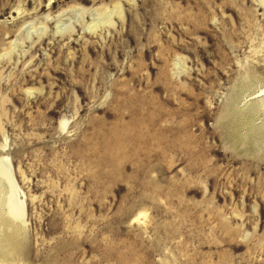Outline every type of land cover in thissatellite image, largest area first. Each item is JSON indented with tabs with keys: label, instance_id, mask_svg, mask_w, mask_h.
<instances>
[{
	"label": "rangeland",
	"instance_id": "obj_1",
	"mask_svg": "<svg viewBox=\"0 0 264 264\" xmlns=\"http://www.w3.org/2000/svg\"><path fill=\"white\" fill-rule=\"evenodd\" d=\"M261 90L264 0H0V264H264Z\"/></svg>",
	"mask_w": 264,
	"mask_h": 264
},
{
	"label": "bare ground",
	"instance_id": "obj_2",
	"mask_svg": "<svg viewBox=\"0 0 264 264\" xmlns=\"http://www.w3.org/2000/svg\"><path fill=\"white\" fill-rule=\"evenodd\" d=\"M259 95H264V90H261ZM261 100V99H260ZM0 172H1V168H0ZM16 186V185H15ZM11 202V201H10ZM17 211V210H16ZM15 212V211H14Z\"/></svg>",
	"mask_w": 264,
	"mask_h": 264
}]
</instances>
